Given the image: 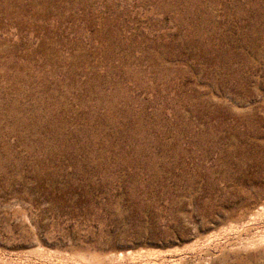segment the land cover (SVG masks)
Wrapping results in <instances>:
<instances>
[{
	"label": "rangeland",
	"instance_id": "rangeland-1",
	"mask_svg": "<svg viewBox=\"0 0 264 264\" xmlns=\"http://www.w3.org/2000/svg\"><path fill=\"white\" fill-rule=\"evenodd\" d=\"M0 264H264V0H0Z\"/></svg>",
	"mask_w": 264,
	"mask_h": 264
}]
</instances>
